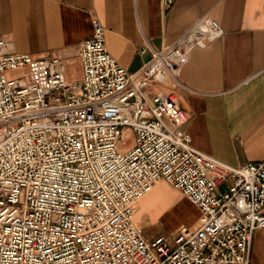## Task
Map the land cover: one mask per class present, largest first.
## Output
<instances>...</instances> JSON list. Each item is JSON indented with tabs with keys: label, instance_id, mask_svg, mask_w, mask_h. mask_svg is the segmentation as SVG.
<instances>
[{
	"label": "built area",
	"instance_id": "obj_1",
	"mask_svg": "<svg viewBox=\"0 0 264 264\" xmlns=\"http://www.w3.org/2000/svg\"><path fill=\"white\" fill-rule=\"evenodd\" d=\"M222 34L204 15L173 43L145 42L150 58L129 71L94 18L73 80L61 55L15 51L0 35V264H250L253 233L264 227V159L230 164L200 151L176 98L147 91L178 81L188 52ZM13 69L21 73L8 76ZM160 180L200 217L148 239L132 215Z\"/></svg>",
	"mask_w": 264,
	"mask_h": 264
},
{
	"label": "crops",
	"instance_id": "obj_2",
	"mask_svg": "<svg viewBox=\"0 0 264 264\" xmlns=\"http://www.w3.org/2000/svg\"><path fill=\"white\" fill-rule=\"evenodd\" d=\"M204 15L221 24V37L188 52L178 81L167 77L147 91L176 98L200 151L230 164L264 159V0H175L168 8L161 0H0V35L15 51L61 55L73 80L82 75L78 47L92 36L94 18L105 26L109 52L138 71L151 56L140 52L145 42L173 43ZM160 213L171 215L172 234L200 217L199 207L165 180L137 199L132 220L153 239L143 225ZM249 262L264 264V227L253 233Z\"/></svg>",
	"mask_w": 264,
	"mask_h": 264
},
{
	"label": "rangeland",
	"instance_id": "obj_3",
	"mask_svg": "<svg viewBox=\"0 0 264 264\" xmlns=\"http://www.w3.org/2000/svg\"><path fill=\"white\" fill-rule=\"evenodd\" d=\"M21 71L19 69H13L7 71L8 76H16L19 75ZM127 145L129 146L133 143L132 135L127 136L126 139ZM227 187L225 185L221 186V190H226ZM172 217L169 213H160L154 216H150V220L148 223L143 225V232L149 238L156 237L159 234H164L170 236L171 233V225H172Z\"/></svg>",
	"mask_w": 264,
	"mask_h": 264
},
{
	"label": "bare ground",
	"instance_id": "obj_4",
	"mask_svg": "<svg viewBox=\"0 0 264 264\" xmlns=\"http://www.w3.org/2000/svg\"><path fill=\"white\" fill-rule=\"evenodd\" d=\"M126 146H124V148H125ZM154 187V186H153ZM139 198H141V197H139ZM135 212V211H134ZM134 212H133V215H134ZM133 215H132V218H133ZM190 223V222H189Z\"/></svg>",
	"mask_w": 264,
	"mask_h": 264
}]
</instances>
